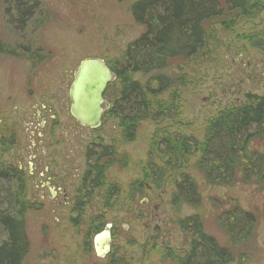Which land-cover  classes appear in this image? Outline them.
I'll list each match as a JSON object with an SVG mask.
<instances>
[{"label": "rangeland", "instance_id": "1", "mask_svg": "<svg viewBox=\"0 0 264 264\" xmlns=\"http://www.w3.org/2000/svg\"><path fill=\"white\" fill-rule=\"evenodd\" d=\"M11 1L0 0V49L19 55L0 54V164L20 169L22 197L33 206L24 218L28 250L21 264H109L120 260L122 264H177L176 258L190 244L177 222L196 211L186 206L177 211L170 205L175 192L172 180L160 187L150 185L133 202L129 186L144 178L143 164L160 132L177 131L202 141L210 119L241 105L248 94L263 95L264 55L236 36L264 34V10L255 20L239 23L228 33L212 25L222 32V44L213 60L180 65L190 81L178 88L181 115L161 123H144L137 142L125 144L118 121L105 113L99 129L81 126L70 114L69 88L82 61L111 64L145 33L130 12L139 0H21L42 4L43 12L35 18L46 21L38 31L32 23L21 31L11 21V11L7 15ZM175 66L164 74L180 75ZM135 79L146 80L140 75ZM161 97L168 98L167 94ZM106 145L121 157L120 166L106 175L105 189L120 190L115 207L104 211L105 190L97 192L77 220L73 207L87 170L88 149ZM250 148L264 153V141H254ZM189 173L200 187L203 207L199 213L205 234L221 247H229L215 217L236 202L257 218L254 240L241 251L249 256L245 264H264V184L210 187L192 169ZM16 189L0 183V218L9 209L18 211L9 194ZM101 213L105 229L112 225L110 251L103 257L96 254L95 235L88 236L89 224ZM6 240L0 225V245Z\"/></svg>", "mask_w": 264, "mask_h": 264}, {"label": "trees", "instance_id": "2", "mask_svg": "<svg viewBox=\"0 0 264 264\" xmlns=\"http://www.w3.org/2000/svg\"><path fill=\"white\" fill-rule=\"evenodd\" d=\"M8 5L7 15L11 11L10 20L21 31L29 23L34 26V31H38L46 21L35 18L36 14L43 12L42 4L36 1L27 4L12 0ZM263 10L264 0L134 2L130 12L135 22L145 28V33L127 46L119 60L106 64L115 80L104 95L109 106L105 115L118 121L122 141L125 144L136 143L144 123H161L180 116L182 95L178 88L190 83L180 65L211 62L222 44L221 31L228 33L239 23L253 21ZM212 25L221 27V31ZM236 38L264 55V34L237 35ZM1 49L0 54L19 55L15 51ZM25 51L31 53L29 49ZM173 64L177 65L176 70L180 69V75L164 74ZM136 75L146 80H136ZM165 94L168 98L162 100L161 96ZM157 136L152 141L149 159L141 170L144 178L129 186L130 201L133 202L135 196L142 194L150 185L160 187L167 180H172L175 192L170 205L177 211L184 206L196 211L195 215L177 222L178 229L190 244L189 250L176 258V263L245 264L249 256L241 251L254 240L256 216L244 211L236 202L229 203L226 209L219 206L222 211L215 217V223L229 242V247H221L216 239L204 232L203 216L199 213L203 207L200 187L189 171L192 169L210 187L264 184V153L250 148L254 141H264V93L262 96L248 94L241 105L229 107L210 119L202 141L177 131H162ZM120 158L112 146L88 149L87 170L73 207L77 220L83 217L97 192L105 190L104 211L115 207V198L120 190L117 187L105 189L106 175L113 167L120 166ZM6 179L11 187H17L9 194L18 211L10 212L9 209L8 214L0 218V225L7 233V240L0 245V264H21L28 250L24 218L33 206L22 197L24 184L21 172L18 169L0 170L1 182L5 183ZM104 219L105 215L101 213L89 224L88 236H96L105 230Z\"/></svg>", "mask_w": 264, "mask_h": 264}, {"label": "water", "instance_id": "3", "mask_svg": "<svg viewBox=\"0 0 264 264\" xmlns=\"http://www.w3.org/2000/svg\"><path fill=\"white\" fill-rule=\"evenodd\" d=\"M115 80L111 69L101 60L87 59L80 63L69 88L70 114L83 127L96 130L102 126L106 109L104 95ZM94 238L96 254L103 257L110 251V229Z\"/></svg>", "mask_w": 264, "mask_h": 264}, {"label": "flooded vegetation", "instance_id": "4", "mask_svg": "<svg viewBox=\"0 0 264 264\" xmlns=\"http://www.w3.org/2000/svg\"><path fill=\"white\" fill-rule=\"evenodd\" d=\"M6 169H10V170L12 171V169H17V168L12 167V166H9L8 168H6L3 164H0V170H1V171H3V170L5 171ZM19 170H20V169H19ZM7 176H8V175H7ZM8 182H9L8 179H6V180H5V183H8ZM0 183H2L1 180H0Z\"/></svg>", "mask_w": 264, "mask_h": 264}]
</instances>
